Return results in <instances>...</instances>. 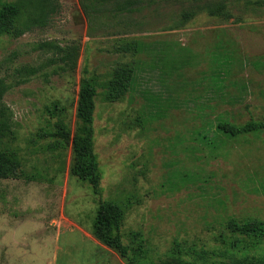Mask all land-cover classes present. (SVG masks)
<instances>
[{"label": "rangeland", "instance_id": "obj_1", "mask_svg": "<svg viewBox=\"0 0 264 264\" xmlns=\"http://www.w3.org/2000/svg\"><path fill=\"white\" fill-rule=\"evenodd\" d=\"M51 1L45 23L0 38L23 172L0 179V264H178V248L235 264L228 220L264 221V130L234 137L218 124L264 121V0H106L90 17L80 0ZM130 40L142 51H121ZM50 41L81 45L75 71L51 62ZM131 61L125 98L107 100L112 71ZM84 67L99 83L102 199L131 198L125 242L145 238L146 257L134 263L93 234L100 198L71 174V148H49L47 107L67 104L75 130Z\"/></svg>", "mask_w": 264, "mask_h": 264}, {"label": "trees", "instance_id": "obj_2", "mask_svg": "<svg viewBox=\"0 0 264 264\" xmlns=\"http://www.w3.org/2000/svg\"><path fill=\"white\" fill-rule=\"evenodd\" d=\"M103 1L106 0H80V3L86 16L90 17L100 10ZM50 6H54L51 0H0V38L3 36L19 38L34 26L45 23ZM43 45L52 48L53 58H51V62L59 65L61 69L67 72L77 69L81 54V45L78 42L62 46L50 41L45 42ZM120 49L124 53L137 54L142 51L143 46L136 40H130L122 45ZM136 71V61L119 64L112 71L110 79L105 84L104 97L111 102L122 101L132 85ZM98 87L99 83L96 77L91 74L88 67H84L77 102L75 130L68 122L70 114L67 104L57 100L53 102V105L47 107L50 116L56 118L52 130L47 134L54 138V143L49 148L58 150L59 155L62 151L71 148L73 153L71 174L88 183L96 196L100 198L93 221V234L101 242L134 263L141 257L145 258L146 251L143 249L145 238L142 232L137 231L131 234V245L125 242L122 233L126 212L133 203L132 199L130 198L124 202L102 199L103 174L100 168V159L95 149L94 129ZM9 89L10 84L6 78L0 77V141H7L8 143L7 146L0 149V179L23 173L20 172L22 162L19 149L10 145L17 141V132L14 124V112L5 100V95ZM218 128L223 133L235 137L264 130V121L250 120L244 124H234L222 120L218 124ZM226 225L234 236V240L231 241L229 246L232 252L236 253L237 260L235 264H264V247H262L264 245V221L233 217L228 220ZM237 236H241V238H237ZM246 239L249 242H246ZM223 241V243H226V239H223ZM252 250L256 253L250 255ZM173 254L180 257L178 264H208L210 261L209 256L211 257L215 253L202 248L201 250L193 249L191 253L184 254L178 248L173 251ZM229 255H231V252ZM139 264L144 263L140 262ZM147 264L167 263L151 260ZM211 264L217 263L213 262Z\"/></svg>", "mask_w": 264, "mask_h": 264}]
</instances>
